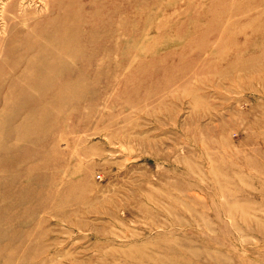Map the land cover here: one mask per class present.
<instances>
[{"label":"rangeland","instance_id":"374dc122","mask_svg":"<svg viewBox=\"0 0 264 264\" xmlns=\"http://www.w3.org/2000/svg\"><path fill=\"white\" fill-rule=\"evenodd\" d=\"M0 264H264V0H0Z\"/></svg>","mask_w":264,"mask_h":264}]
</instances>
